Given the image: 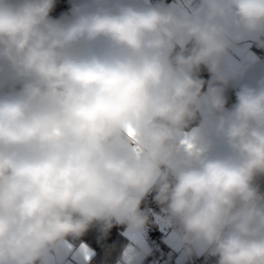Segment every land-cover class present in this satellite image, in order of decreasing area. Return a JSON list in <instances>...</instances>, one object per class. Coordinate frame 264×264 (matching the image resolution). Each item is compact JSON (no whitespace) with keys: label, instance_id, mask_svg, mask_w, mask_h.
<instances>
[{"label":"clouds","instance_id":"obj_1","mask_svg":"<svg viewBox=\"0 0 264 264\" xmlns=\"http://www.w3.org/2000/svg\"><path fill=\"white\" fill-rule=\"evenodd\" d=\"M54 7L0 0V264H53L94 224L136 237L150 193L186 258L264 264V73L227 107L223 68L245 39L264 47V0Z\"/></svg>","mask_w":264,"mask_h":264},{"label":"trees","instance_id":"obj_2","mask_svg":"<svg viewBox=\"0 0 264 264\" xmlns=\"http://www.w3.org/2000/svg\"><path fill=\"white\" fill-rule=\"evenodd\" d=\"M172 0H152L153 3L162 2L165 5ZM74 0H55V7L51 12L52 17H60L64 13H68L72 7ZM199 78L209 80V73L206 68H201L198 73ZM247 81V80H246ZM245 82V81H244ZM238 87H229L226 92L227 107H231L235 103V91ZM207 83L205 84V90ZM200 122V117L194 121L191 128L194 129ZM260 184L261 190L264 191V177L257 181ZM155 193H150L142 202L141 208L148 209L149 224L145 229V238L149 247L153 251L151 256L143 264H175V254L163 242L164 234L171 224L165 225L166 213L160 205L154 201ZM124 225H114L107 233L101 230L99 224L92 225L81 237L73 240L68 238V242L73 246L84 244L93 253L90 264H118L121 261L122 253L128 241L124 236ZM184 264H216V258L200 255L193 259L187 260Z\"/></svg>","mask_w":264,"mask_h":264},{"label":"crops","instance_id":"obj_3","mask_svg":"<svg viewBox=\"0 0 264 264\" xmlns=\"http://www.w3.org/2000/svg\"><path fill=\"white\" fill-rule=\"evenodd\" d=\"M151 3L152 0H151ZM199 3V0H172L168 6L178 10L181 14L190 15L192 12L191 5ZM155 4V3H153ZM224 71L231 77V87H238L240 83L249 80L250 78L259 76L264 73V47L258 46L255 38H247L241 43L231 48L228 54L224 57L223 64ZM168 225L166 223L163 224ZM173 226L170 225L165 231L163 242L174 252L175 264H184L187 260L193 259L186 258L182 255L181 250L172 241ZM124 236L128 241V245L124 249L121 261L118 264H123V256L127 249L135 247L137 244L146 245L150 250L149 244L145 238V230L136 237H132L124 230ZM143 258L140 264H143L152 254ZM93 256L92 251L84 244L73 246L67 241L66 246L58 256L53 257V264H90Z\"/></svg>","mask_w":264,"mask_h":264},{"label":"snow or ice","instance_id":"obj_4","mask_svg":"<svg viewBox=\"0 0 264 264\" xmlns=\"http://www.w3.org/2000/svg\"><path fill=\"white\" fill-rule=\"evenodd\" d=\"M128 132H129V135L130 136H133L134 135V132H133V130L131 128L128 129Z\"/></svg>","mask_w":264,"mask_h":264},{"label":"built area","instance_id":"obj_5","mask_svg":"<svg viewBox=\"0 0 264 264\" xmlns=\"http://www.w3.org/2000/svg\"><path fill=\"white\" fill-rule=\"evenodd\" d=\"M198 4L197 3H194L191 5V9H193L195 6H197Z\"/></svg>","mask_w":264,"mask_h":264}]
</instances>
